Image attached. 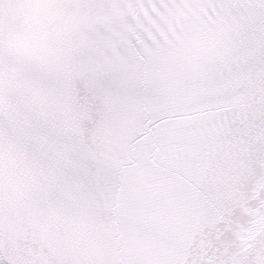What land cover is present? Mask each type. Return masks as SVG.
I'll return each mask as SVG.
<instances>
[{"label": "snow or ice", "instance_id": "obj_1", "mask_svg": "<svg viewBox=\"0 0 264 264\" xmlns=\"http://www.w3.org/2000/svg\"><path fill=\"white\" fill-rule=\"evenodd\" d=\"M0 264H264V0H0Z\"/></svg>", "mask_w": 264, "mask_h": 264}]
</instances>
